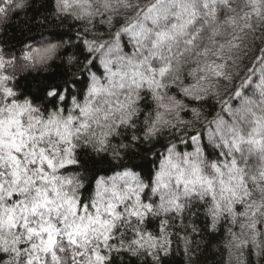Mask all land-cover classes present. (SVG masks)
<instances>
[{"label":"snow or ice","instance_id":"obj_1","mask_svg":"<svg viewBox=\"0 0 264 264\" xmlns=\"http://www.w3.org/2000/svg\"><path fill=\"white\" fill-rule=\"evenodd\" d=\"M11 7L17 9L15 15L20 14L19 0H4L0 17ZM42 7L47 11L49 0H43ZM203 7H211L209 0H204ZM104 8L111 9L107 0ZM198 8L196 0H155L136 22L121 24L117 20L119 26L113 28L109 20L107 28L100 26L99 35L77 31L67 40L52 35L34 44L0 37V264H63L62 254L68 253L72 264H117L118 257L138 251L153 257V264L166 262L175 252L174 236L166 235L167 220H161L159 213L179 209V197L161 195L159 204L150 197L161 188L168 189L172 168L178 169L177 184H183L186 195L196 194L197 187L210 194L208 227L216 228L215 222L224 218L235 226L231 239L244 264H264V205L257 207L252 201L236 158L245 146L249 151H264V67L234 88L233 97L224 101L203 132L190 133L179 148L168 146L160 171L147 187L134 173H125L134 186L123 195L113 187L116 202L109 201L106 206L99 192L86 204L63 190L65 182L72 183L59 174L74 167L72 132L87 126L84 121L93 112L95 99L112 95L116 89H139L145 84L159 93L170 71L167 53L179 45L181 37H188L187 28L195 21ZM30 9L28 23L41 15L35 4ZM61 9L64 13L76 9L80 20L95 14L89 0H57L56 11ZM184 43L191 46L194 37ZM79 56L88 80L74 90L61 69L64 64L79 63L74 60ZM20 58L42 67L57 58L62 63L57 65L56 75L37 84L35 90H21V78L9 73ZM157 61L165 63L157 68ZM78 83L72 80V84ZM190 90L191 85L183 92ZM198 101V95L189 101L194 105L193 114ZM180 159L195 179H184ZM202 162H207L219 179V199L215 181L201 175ZM133 222L137 229L128 240L121 229ZM145 226L146 230H140ZM116 233H121L119 241Z\"/></svg>","mask_w":264,"mask_h":264},{"label":"clouds","instance_id":"obj_2","mask_svg":"<svg viewBox=\"0 0 264 264\" xmlns=\"http://www.w3.org/2000/svg\"><path fill=\"white\" fill-rule=\"evenodd\" d=\"M19 2L22 4L19 10L21 17H27V21L32 16L28 9L33 8L34 4L41 12L40 16L28 23L31 29L37 27L38 21L40 25L47 24L49 27L62 25L69 32L74 30L75 33L79 31L81 34L88 32L99 35L100 26L107 28L109 20L113 28L119 26L115 23L117 20L121 24L136 22L142 10L155 0H107L111 9L104 8L106 0H89L95 14L82 20L77 19L79 13L76 9L69 13H64L62 9L57 12V0H49L51 7L47 11L42 7L43 0H35V3L34 0ZM196 2L199 5L198 15L187 28L188 37H181L179 45L173 46L172 52L167 53L170 71L163 79L164 87L159 93L145 84L139 89H116L112 95H101L95 99L94 110L84 121L87 126L73 130L76 145L74 167L59 174L65 181L71 179L72 183L65 182L63 190L76 200L90 204L99 192L105 206L109 201L116 202L113 187L123 195L129 187L134 186L124 176L125 173H134L147 187L154 174L160 171V163L167 157L168 146L175 144L179 148L190 133L203 132L212 117L221 110L224 101L233 97L234 88L246 79L257 76L258 69L264 67V0H216L215 3L209 0L211 7L208 9L203 7L204 0ZM3 3L4 0H0V6ZM16 11L15 7H11L6 16L0 17V34L4 33V26L12 21ZM29 28L27 31L31 32ZM191 37H194V43L189 46L184 41ZM21 39L27 40V44H34L41 39H51V34L41 31L35 40L29 39L27 35ZM75 59L80 62L64 64L61 69L74 90L72 80L85 74V69L81 67L83 57ZM61 63L57 58L42 67L20 58L14 67L9 68V73L17 79L23 73L28 81H32L31 85L21 81V90L28 87L35 90L37 84L56 75L57 65ZM164 63L157 61V68ZM217 72L222 75L217 77ZM189 85L190 92L184 93L183 89ZM197 95V112L193 114L194 105L189 101L196 99ZM208 151L211 158L215 159L213 150L209 148ZM236 158L244 170L252 201L257 207L264 205V151L256 148L249 151L245 146ZM178 163L180 169L185 170V180L195 179L189 175L191 170L183 159ZM150 164H155V167L149 168ZM202 167L201 175L215 181L219 199V179L207 162H202ZM177 172L178 169H171L168 189L161 188L150 197L159 204L161 195L168 197L171 193L179 197L180 203L179 209L159 213L161 220H167L166 235L179 238L178 250L174 249L176 255L169 256L161 264H244L242 254L237 255L231 239L235 226L230 222L225 223L222 218L215 222L216 228H209L206 211L210 207V194L201 192L197 187L196 194L186 195L183 184H177ZM224 179L228 180L227 175ZM101 181L103 183H99ZM118 206L123 209V205ZM261 216L264 217V213ZM156 222L154 220L153 225ZM136 229L137 225L133 222L131 225L125 224L121 232L131 240ZM140 230H146V226ZM115 238L119 241L121 233H116ZM62 261L63 264H72L70 253L62 254ZM145 262L153 264V257L142 251L117 258V264Z\"/></svg>","mask_w":264,"mask_h":264},{"label":"trees","instance_id":"obj_3","mask_svg":"<svg viewBox=\"0 0 264 264\" xmlns=\"http://www.w3.org/2000/svg\"><path fill=\"white\" fill-rule=\"evenodd\" d=\"M34 3H35V0H34ZM28 11H29V13H32L33 9H29ZM36 23H37V27L33 28L31 32H28L27 29L30 27V25L28 24L27 17H21V14H19V15L14 14L12 21L9 24L4 26L5 31H4V33L0 34V37H7L8 39H13V37H15L16 39H21L22 36L27 35L29 37V39L35 40L36 37L41 34V31L46 32V33H50L51 36L52 35L62 36L64 39H68L69 37H73L75 35L74 30L72 32H69L62 25H58L55 27H49L47 24L40 25L38 23V21ZM13 42H15V41L13 40ZM25 42L27 43L28 41L25 40ZM18 46H20V45H18ZM19 76L21 78V81H26L29 85L32 84V81H28L27 77L23 73H20ZM75 80L78 81L79 83L74 84V87L75 88L78 86L82 87L86 84V82L88 80L87 74H81L80 76L76 77ZM156 159L157 160L159 159V154H157ZM148 167L153 168V167H155V164H150V165H148ZM155 225H156L155 230H158V222H156ZM150 230H153V228L151 226H150ZM173 239L175 241V243L173 244V248L175 250H178L179 238L174 236ZM175 255H176V253L174 252L173 256H175ZM182 255H183V253L181 251L180 256H182ZM176 259L179 260L180 257H176Z\"/></svg>","mask_w":264,"mask_h":264}]
</instances>
